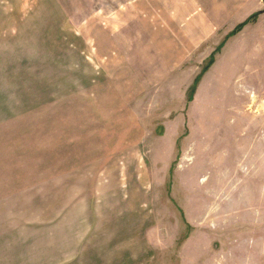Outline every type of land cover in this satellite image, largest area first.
<instances>
[{
	"label": "rangeland",
	"instance_id": "374dc122",
	"mask_svg": "<svg viewBox=\"0 0 264 264\" xmlns=\"http://www.w3.org/2000/svg\"><path fill=\"white\" fill-rule=\"evenodd\" d=\"M11 68L51 100V179L26 190L58 193L15 264H204L231 236L264 264V0H0Z\"/></svg>",
	"mask_w": 264,
	"mask_h": 264
},
{
	"label": "crops",
	"instance_id": "0c3cea01",
	"mask_svg": "<svg viewBox=\"0 0 264 264\" xmlns=\"http://www.w3.org/2000/svg\"><path fill=\"white\" fill-rule=\"evenodd\" d=\"M18 72L13 68L5 74L0 72V248H11L9 259L12 262L9 264H15L18 259L20 232L28 231L26 228L29 227L26 224L29 223V215H34V203L43 200H48L51 203L52 197L58 194L45 193L43 197L36 200L35 194H29L30 191L26 190L37 184H45L36 177L37 175H43L45 180L51 179L52 173L48 170L53 167L49 164L52 160L50 146L53 142L51 135L53 124L51 123V114L46 112V108L50 107L51 103L50 94L47 96L44 92L39 94L41 98L37 99L33 89L35 83H21L18 79ZM14 73L17 79H14ZM31 85L32 87H30ZM46 150L49 151L46 152ZM48 207L49 203L47 205L45 203V210ZM21 215L23 219H21ZM259 223L263 224L264 222L258 219L253 225L257 231L254 230L250 243L252 245L248 247L256 248L254 251L258 256H260ZM20 224L23 229H20ZM1 233L14 234L2 236ZM232 237L229 238L231 242L226 243L231 246L229 254L224 256L222 261L209 248L210 250L205 253L210 256L206 257V254L203 253L204 264H239L241 261H235L238 254L236 244L249 243L246 240L240 243L237 237L234 239ZM187 244L190 243L187 242ZM192 244L198 243L193 242ZM196 251L199 253L197 248ZM7 254L9 253L7 252ZM218 254H221V249Z\"/></svg>",
	"mask_w": 264,
	"mask_h": 264
},
{
	"label": "trees",
	"instance_id": "16d2710c",
	"mask_svg": "<svg viewBox=\"0 0 264 264\" xmlns=\"http://www.w3.org/2000/svg\"><path fill=\"white\" fill-rule=\"evenodd\" d=\"M259 13H256L249 18H247L242 23L238 24L225 38V40L217 47L215 52L208 58V61L206 62L205 66L201 69L199 75L194 79V82L192 84V87L189 90L188 94V102H192L196 88L198 86V83L200 82L202 76L209 70V68L214 64L215 62V55L224 47V43L227 39L234 37L236 34L240 33L250 22H252L254 19L258 17Z\"/></svg>",
	"mask_w": 264,
	"mask_h": 264
}]
</instances>
